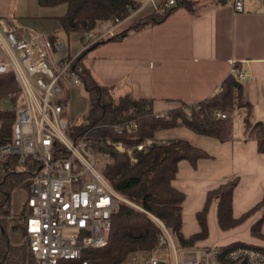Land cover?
<instances>
[{"label": "trees", "instance_id": "trees-1", "mask_svg": "<svg viewBox=\"0 0 264 264\" xmlns=\"http://www.w3.org/2000/svg\"><path fill=\"white\" fill-rule=\"evenodd\" d=\"M143 0H37L39 7L64 5L65 11L59 17V31L68 35L72 32L99 34L103 25L117 26L112 36L90 48L108 41H118L130 31H138L146 26L163 22L176 9H184L189 14H197L199 0H161L157 9L142 19H126L131 10L140 7ZM212 4H225L228 0H212ZM127 24V26H124ZM51 42L53 41L50 38ZM86 49L74 59V70L78 73L88 100V110L75 122L69 123L67 134L73 140L85 136L91 141L94 154H102L104 163L101 174L112 189L129 203L116 202L110 214L111 227L104 247L83 251V259L89 264H126L136 253L158 248L160 228L153 218L161 221L180 247H193L197 241L208 236L207 212L212 203L216 204V221L221 231L233 229L260 211V216L250 225L249 234L262 240L264 244V194L261 200L238 218L232 215L233 191L238 177H232L217 187L207 191L205 202L195 214L199 232L184 237L182 227V203L184 194L175 189L174 179L177 164L185 160L192 166L208 154L186 140H171L163 144L152 143L135 162L131 163L126 154L116 151L105 143L106 140L121 142L132 149L146 140H153L159 130L185 127L192 132L213 137L219 141L231 139L232 118L243 115L245 131L254 138L258 153H264V122L250 120L251 105L242 99L243 86L237 80L238 67L232 66L221 82L219 91L194 104L180 102L179 106L156 114L152 110L151 99L134 98L130 94L118 95L114 86L100 84L92 76L84 63ZM18 90L11 73L0 74V142L10 139L15 121L12 108L2 109L1 99ZM11 103V102H9ZM225 114V118L217 114ZM31 169V168H30ZM32 170V169H31ZM24 173V172H23ZM20 171L10 173L1 185V201H5L10 191L23 179ZM153 217V218H152ZM6 221L0 222V264H27L29 254L25 245L12 246L6 237ZM18 229V224H13ZM237 245L259 247L257 244L236 241L223 248ZM264 246V245H263Z\"/></svg>", "mask_w": 264, "mask_h": 264}, {"label": "crops", "instance_id": "crops-1", "mask_svg": "<svg viewBox=\"0 0 264 264\" xmlns=\"http://www.w3.org/2000/svg\"><path fill=\"white\" fill-rule=\"evenodd\" d=\"M160 1L147 0L130 19L148 16ZM212 2L201 7L197 14L179 8L161 23L129 32L118 41L102 42L89 49L83 61L95 80L114 86L116 94L151 99L156 114L176 108L180 102L194 104L210 97L236 65L247 74L241 84L242 99L251 105L250 120L264 122V0H244L240 13L233 12L229 1L221 5ZM30 5L32 10V0H0V13L27 32L43 34L53 41L60 39L63 32L59 31L58 19L64 14V5L39 7L37 3L35 13ZM178 139L208 154L194 166L180 161L171 181L184 194L181 214L184 237L199 232L195 214L202 209L207 191L229 178L238 177L232 197L233 217L238 218L261 200L264 153L257 152L255 139L247 135L243 115L232 118L231 139L226 141L181 126L155 132L152 142L163 144ZM254 216L257 219L260 211L245 223L221 231L216 221V205L212 203L207 212L208 236L195 246H225L242 241L232 236ZM214 233H219L220 241L214 240Z\"/></svg>", "mask_w": 264, "mask_h": 264}, {"label": "built area", "instance_id": "built-area-1", "mask_svg": "<svg viewBox=\"0 0 264 264\" xmlns=\"http://www.w3.org/2000/svg\"><path fill=\"white\" fill-rule=\"evenodd\" d=\"M228 1L234 13L243 11L244 0ZM172 4L169 0L166 5ZM137 10H131L126 19ZM118 24L116 20L97 35L85 33L80 52L112 36ZM77 55L68 56L65 40L51 42L43 34L18 28L0 13V74L11 73L18 86L16 92L1 99L11 102L15 121L10 139L0 142V187L10 173L20 171L23 179L14 188L25 190L21 209L14 213V188L5 201H1L0 188V222L6 221L12 229L18 224L15 230L26 238L27 264H89L82 258L83 251L107 244L116 202L129 203L101 174L91 141L85 136L72 140L67 134L68 89L83 88L73 65ZM246 75L238 70L237 80L241 83ZM105 143L133 163L153 142L146 140L132 149L121 142ZM153 220L160 228L158 248L136 253L127 264H264L262 242L253 243L259 247H180L165 225Z\"/></svg>", "mask_w": 264, "mask_h": 264}, {"label": "rangeland", "instance_id": "rangeland-1", "mask_svg": "<svg viewBox=\"0 0 264 264\" xmlns=\"http://www.w3.org/2000/svg\"><path fill=\"white\" fill-rule=\"evenodd\" d=\"M210 2H211V0H199L197 8L200 9L201 7L206 6ZM30 10H31V5H30ZM33 10H34L33 13H35V11L36 12L38 11L36 0H34V3L32 0V10L31 11H33ZM34 16H35V14H34ZM16 22H17V20H16ZM122 22L123 21H119V24L117 26L123 24ZM124 26H127V24H124ZM110 27L111 26H109L108 24H105L99 30L100 31L102 30L101 32H105V31L109 30ZM130 32H132V31H130ZM79 36H80V39H82V34L79 35L78 33H73V34H69V35H66L64 33L60 34V36H59L60 39L65 40L67 43V47L69 49V54H68L69 56L70 55H76L78 52H80L82 50V44H81V41L79 39ZM1 108L2 109H10V108H12V104L9 102L4 103L1 105ZM87 110H88V100H87V96H86L84 89H82L81 86H73L69 90L68 100H67L66 117H67L68 122L69 123L75 122L80 116L85 114L87 112ZM94 157L96 159L98 167L101 168L103 163H104L105 157L99 153L94 154ZM24 195H25L24 188H20V189L16 190L14 193H12V196H11L12 212L18 213L20 211L21 206H22L24 199H25ZM256 217H255V219H256ZM255 219L252 218L250 221H248V223H246L242 228H240V230L236 234H234L232 236V238H234L235 240L240 239V240L247 242V243L263 242L260 239L253 238L249 234L250 223L252 222V220L254 221ZM263 229H264V226H263ZM5 234H6L8 242L12 246L26 245V238L24 237L22 232L17 231L15 229H12L10 227V225L5 226ZM212 237L214 238L215 241H220V239H221L219 233H214ZM227 239H230V238H227ZM163 254L167 255L166 251H164ZM165 259H167L166 262L169 261V257H165ZM178 259H179V255H178Z\"/></svg>", "mask_w": 264, "mask_h": 264}]
</instances>
